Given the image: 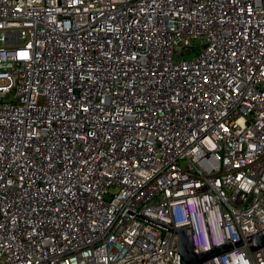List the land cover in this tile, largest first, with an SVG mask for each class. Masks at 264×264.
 Wrapping results in <instances>:
<instances>
[{
  "label": "built area",
  "instance_id": "1",
  "mask_svg": "<svg viewBox=\"0 0 264 264\" xmlns=\"http://www.w3.org/2000/svg\"><path fill=\"white\" fill-rule=\"evenodd\" d=\"M184 228L264 264V0H0V264H177Z\"/></svg>",
  "mask_w": 264,
  "mask_h": 264
},
{
  "label": "water",
  "instance_id": "2",
  "mask_svg": "<svg viewBox=\"0 0 264 264\" xmlns=\"http://www.w3.org/2000/svg\"><path fill=\"white\" fill-rule=\"evenodd\" d=\"M168 229L172 230L171 228ZM176 234L178 235L179 247V260L177 264H203L205 261L217 255H224L232 250V247H224L199 255L194 252L190 230L188 228L178 230ZM250 242L253 251L264 248V232L251 237ZM240 245L241 244H238V246Z\"/></svg>",
  "mask_w": 264,
  "mask_h": 264
},
{
  "label": "rangeland",
  "instance_id": "3",
  "mask_svg": "<svg viewBox=\"0 0 264 264\" xmlns=\"http://www.w3.org/2000/svg\"><path fill=\"white\" fill-rule=\"evenodd\" d=\"M187 58L189 59V58H192L191 56H187Z\"/></svg>",
  "mask_w": 264,
  "mask_h": 264
}]
</instances>
